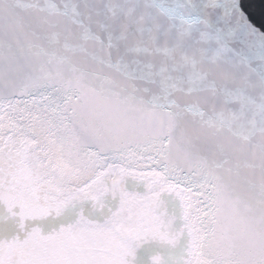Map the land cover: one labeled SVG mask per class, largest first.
Segmentation results:
<instances>
[{
  "label": "snow or ice",
  "instance_id": "6c2138e0",
  "mask_svg": "<svg viewBox=\"0 0 264 264\" xmlns=\"http://www.w3.org/2000/svg\"><path fill=\"white\" fill-rule=\"evenodd\" d=\"M0 0V264H264V0Z\"/></svg>",
  "mask_w": 264,
  "mask_h": 264
},
{
  "label": "water",
  "instance_id": "95a60500",
  "mask_svg": "<svg viewBox=\"0 0 264 264\" xmlns=\"http://www.w3.org/2000/svg\"><path fill=\"white\" fill-rule=\"evenodd\" d=\"M253 2L255 4L248 5V7H249V11L253 14L254 18H256L261 8V4L259 3V0H253Z\"/></svg>",
  "mask_w": 264,
  "mask_h": 264
}]
</instances>
